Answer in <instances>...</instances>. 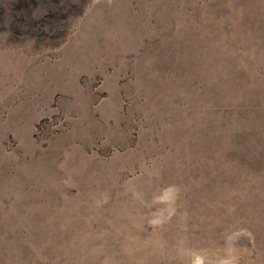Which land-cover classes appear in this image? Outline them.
<instances>
[{"label":"rangeland","instance_id":"1","mask_svg":"<svg viewBox=\"0 0 264 264\" xmlns=\"http://www.w3.org/2000/svg\"><path fill=\"white\" fill-rule=\"evenodd\" d=\"M0 264H264V0H0Z\"/></svg>","mask_w":264,"mask_h":264}]
</instances>
